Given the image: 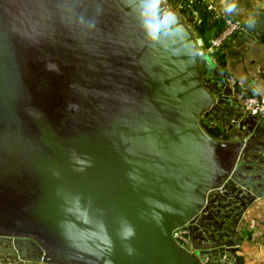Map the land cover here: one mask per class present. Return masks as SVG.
<instances>
[{
    "label": "water",
    "instance_id": "obj_1",
    "mask_svg": "<svg viewBox=\"0 0 264 264\" xmlns=\"http://www.w3.org/2000/svg\"><path fill=\"white\" fill-rule=\"evenodd\" d=\"M138 3L0 0V131L30 132L48 111L52 81L68 70L95 91L109 87L118 111H152L163 120L157 118L146 141L127 120L121 123L114 165L103 166L100 177H76L81 187L95 181L79 208L59 203L54 185L6 189L0 175V257L29 253L24 259L54 264L234 263L242 213L264 200V126L243 112L229 86L219 83L221 90L210 92L203 85L196 57L201 40L177 12L186 33L150 42L136 18ZM201 117L217 119L221 126H209L231 136L209 135ZM147 156L150 161L141 160ZM185 224L194 252L171 237ZM129 227L134 235L122 239Z\"/></svg>",
    "mask_w": 264,
    "mask_h": 264
},
{
    "label": "flooded vegetation",
    "instance_id": "obj_2",
    "mask_svg": "<svg viewBox=\"0 0 264 264\" xmlns=\"http://www.w3.org/2000/svg\"><path fill=\"white\" fill-rule=\"evenodd\" d=\"M64 75L62 79L52 81L48 111L42 112L44 118L37 120L30 132L0 131V175L6 177V189L17 186L18 190L27 184L37 189L43 183L54 185L51 192L57 195L58 198H55L59 203H71L79 208L83 199L93 193L95 181L90 179L81 187L77 185L78 176L100 177L103 166L114 165L117 150H113V146H116L118 133L122 130L121 123L127 120L128 127L134 131L138 129L146 141L149 129L158 123V119L159 122L163 120L162 116L153 118L152 111H134V108L132 111H118L115 96L110 93L109 87L99 85L101 88L95 91L84 77L77 78L74 71H65ZM206 77L212 78L209 68ZM201 81L205 86L206 82ZM218 82L221 83L217 81L216 86ZM114 94L119 95V92ZM138 103L145 105V98H139ZM220 131L216 138L225 139ZM108 144L112 149H103ZM149 158L141 160L150 161ZM40 176L48 179L41 180ZM66 184L69 188H64L65 192L59 186Z\"/></svg>",
    "mask_w": 264,
    "mask_h": 264
},
{
    "label": "crops",
    "instance_id": "obj_3",
    "mask_svg": "<svg viewBox=\"0 0 264 264\" xmlns=\"http://www.w3.org/2000/svg\"><path fill=\"white\" fill-rule=\"evenodd\" d=\"M166 1L176 11L180 10L182 4L187 5L182 2L184 0ZM206 4L210 5L211 9L198 10L196 8L202 15L201 18L204 17L206 20L205 30L201 36L202 45L204 44L206 48L210 38L215 36L222 27L225 17L237 21L240 25V29L217 49L225 61L224 85L231 88L232 97L241 106L245 94L264 98V0H239L237 11L231 16L223 13V5L220 0H206ZM249 17H253L255 20L252 27L246 23ZM197 52L202 53L200 49ZM214 137L216 138V135ZM237 235L240 242L234 246L237 251L233 264H264L263 199L258 198L242 213L237 226ZM190 252H194L193 248ZM28 254L20 253L22 258L11 260L8 259V256L0 257V264H41V262L24 259V257H30Z\"/></svg>",
    "mask_w": 264,
    "mask_h": 264
},
{
    "label": "clouds",
    "instance_id": "obj_4",
    "mask_svg": "<svg viewBox=\"0 0 264 264\" xmlns=\"http://www.w3.org/2000/svg\"><path fill=\"white\" fill-rule=\"evenodd\" d=\"M223 5V13L231 16L237 11L239 0H220ZM136 18L141 31L150 42L158 41L162 36L166 37L174 32H185L176 12L165 6V0H139ZM249 27L255 23L253 17L246 21ZM209 66H212L209 62ZM134 235L130 227L123 233L122 239H128ZM131 252V248H128Z\"/></svg>",
    "mask_w": 264,
    "mask_h": 264
},
{
    "label": "built area",
    "instance_id": "obj_5",
    "mask_svg": "<svg viewBox=\"0 0 264 264\" xmlns=\"http://www.w3.org/2000/svg\"><path fill=\"white\" fill-rule=\"evenodd\" d=\"M182 2L187 3V5L182 4L181 7L188 6V7L192 8L193 6H195L198 10H200V9H206V10L211 9V6L206 4V0H184ZM178 16H179V14H178ZM200 20L201 19H199L197 21L198 24L200 23ZM239 29H240V25L237 21L225 17L223 19L222 27L218 30L217 34L215 36L211 37L209 40V45H207V48H209V52L212 53L213 50L219 49L224 44V42L233 33L238 31ZM200 44H202V43H200ZM213 55L209 56L208 59L210 62L215 64V61L213 59ZM207 63L209 64V62H207ZM242 107H243V112L245 114L255 115L257 117L258 122L264 126V98L263 97L245 94ZM176 230L177 231L174 234V238H173L174 241L177 244H179L181 247L190 251L192 249V245H191L190 237H189V231H190L189 225L185 224L183 226L177 227ZM41 264H54V263L41 261Z\"/></svg>",
    "mask_w": 264,
    "mask_h": 264
},
{
    "label": "rangeland",
    "instance_id": "obj_6",
    "mask_svg": "<svg viewBox=\"0 0 264 264\" xmlns=\"http://www.w3.org/2000/svg\"><path fill=\"white\" fill-rule=\"evenodd\" d=\"M165 4L167 6H169L171 9H173L175 12H178L179 16H180V20L187 26V28L192 32L194 38H198L199 40L202 41L201 36L203 34L199 33V29L198 27L201 25V22L198 24L197 21L199 19H201L202 15L200 14V12L198 13V10L196 9L195 6L188 7V6H184V7H180L179 11H176L174 8H172V6L170 5V3L168 1L165 0ZM199 25V26H198ZM202 43V42H201ZM200 49L202 51V53H198L197 50ZM209 51V48H206L204 46V44L199 45L196 44V57H197V67H198V71H199V75L201 77V80H203L205 83V86L208 88V90L210 92H214L217 91V89L219 88L221 90L220 87L216 86L217 81H224V76L225 73L223 72V69H221L218 64H217V58L218 56L221 54L219 52V50H213V52H207ZM214 54V55H213ZM213 55V59L215 61V64H212V66H209V64L207 62L209 61V56ZM207 68H209L211 77H206V72H207ZM219 84V82H218ZM224 86V82L222 83ZM202 127L207 126L208 124H210V122H216L218 127L219 125L221 126L220 122L213 118V117H201L199 119ZM217 126L215 127L217 129V131H219L220 128H218ZM221 132L224 134L223 138H229L231 135L228 134L226 136L227 131L221 127ZM229 133V132H228ZM176 228L172 230L171 232V237L174 238V234L176 233Z\"/></svg>",
    "mask_w": 264,
    "mask_h": 264
},
{
    "label": "trees",
    "instance_id": "obj_7",
    "mask_svg": "<svg viewBox=\"0 0 264 264\" xmlns=\"http://www.w3.org/2000/svg\"><path fill=\"white\" fill-rule=\"evenodd\" d=\"M200 22H201V25L200 26L198 25L199 26L198 29H199V33L200 34H203V32L205 30V23H206L205 18L204 17L201 18ZM217 64H218V66L221 69H223V72L225 73V61H224V57H223L222 54H220L218 56V58H217ZM220 82H221V84L223 83V81H220ZM203 128L211 136H214V135H217L218 134V131H216V128H214V127H210L209 125H207L205 127L203 126Z\"/></svg>",
    "mask_w": 264,
    "mask_h": 264
}]
</instances>
